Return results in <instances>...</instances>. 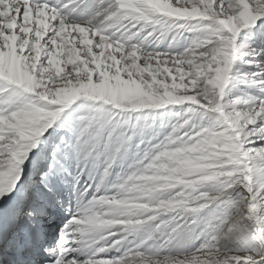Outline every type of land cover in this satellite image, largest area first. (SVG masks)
<instances>
[{
    "label": "snow or ice",
    "instance_id": "snow-or-ice-1",
    "mask_svg": "<svg viewBox=\"0 0 264 264\" xmlns=\"http://www.w3.org/2000/svg\"><path fill=\"white\" fill-rule=\"evenodd\" d=\"M0 264H264V0H0Z\"/></svg>",
    "mask_w": 264,
    "mask_h": 264
}]
</instances>
